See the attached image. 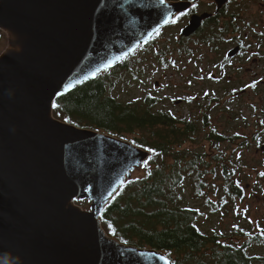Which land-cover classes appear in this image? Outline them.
<instances>
[{
  "label": "water",
  "instance_id": "water-1",
  "mask_svg": "<svg viewBox=\"0 0 264 264\" xmlns=\"http://www.w3.org/2000/svg\"><path fill=\"white\" fill-rule=\"evenodd\" d=\"M226 2L215 0L218 9ZM189 6L0 0V29L14 44L0 55V264H171L161 252L111 240L99 221L147 152L57 121L52 106L147 45ZM209 17L191 16L180 36ZM73 200L90 203V212L71 207Z\"/></svg>",
  "mask_w": 264,
  "mask_h": 264
},
{
  "label": "trees",
  "instance_id": "trees-1",
  "mask_svg": "<svg viewBox=\"0 0 264 264\" xmlns=\"http://www.w3.org/2000/svg\"><path fill=\"white\" fill-rule=\"evenodd\" d=\"M128 59L60 96L52 106L57 121L128 142L150 154L140 175L126 180L105 206L99 218L103 232L119 244L161 252L171 264H264V252H247L256 242L250 228L235 226L228 234H219L201 232L196 225L204 212L226 215L228 205L234 206L229 188L235 170L217 148L227 138L214 132L205 135L216 147L212 157L202 148L184 149L187 142H196L200 122L208 124L207 115L183 121L164 108L162 98L149 92L131 101L120 99L118 92L130 93L127 90L131 86L132 91L131 84L139 78ZM208 176L223 179L218 203L206 197L205 189L213 187ZM186 192L191 199H185ZM233 237L244 241L222 242Z\"/></svg>",
  "mask_w": 264,
  "mask_h": 264
},
{
  "label": "rangeland",
  "instance_id": "rangeland-1",
  "mask_svg": "<svg viewBox=\"0 0 264 264\" xmlns=\"http://www.w3.org/2000/svg\"><path fill=\"white\" fill-rule=\"evenodd\" d=\"M214 1L197 0L196 13L214 12L216 6ZM225 12L228 15H236L235 17H238L236 20H239V23L241 20H250L253 23L263 22L264 25V0H232ZM184 19L181 16L177 17L175 22L155 35L148 43V47L137 49L129 57L128 60L137 70L139 78L135 80L134 84H131L134 89L131 91L130 86L127 90L130 93L118 92V97L131 101L133 97L139 98L146 92L154 93L164 100V108L168 112L183 121L191 117L202 120L207 115L208 124L205 122L206 125H202L200 122L201 127L195 138L196 142H187L182 147L193 151L202 148L208 152V156L212 157L215 155L216 147L212 148L211 142H208L207 136H205L208 133L223 134L229 138L242 131L247 134L256 129L254 127L256 121L264 114V110H262L264 109V83L257 79L264 82V72L260 65L249 71L236 69V67H233V71L227 67L223 69L219 67V64L213 67V63L209 64L208 59L218 61L220 55L216 53L200 55L199 52L206 51V48L203 45L197 46L194 42H187L185 44L187 48L185 45L182 47L178 43L180 40L178 20ZM249 38L251 43H256L254 35ZM11 40V36L0 29V55L12 49L14 44ZM182 48L193 51L194 56L185 51L181 52ZM207 60L208 62H206ZM254 71L258 74L254 75ZM251 82H254V85L249 87ZM156 83L157 86H155ZM177 101L180 102L176 104ZM206 107L208 112H206ZM202 126L204 127L202 128ZM217 148L223 151L224 155L226 153L224 159L226 164L231 162L230 155L233 153L234 159H237L239 164L231 167L235 170L231 178L240 181L243 188L248 185L251 190L244 199H235L234 206L228 205V214L211 215L206 211L203 214L206 217H200L196 225L201 232L217 231L219 234H228L235 226L242 228L246 226L250 228L251 234H262L260 237L262 241L255 245L251 243L252 247L247 249V252L256 255L263 253L264 247H261L260 243L264 244V190L259 192L257 187L258 185L264 186V175H258L259 171L264 170V154L254 151V148L251 147L235 151L227 142H223ZM147 154L149 157L150 154ZM140 167L131 173L130 178L140 175ZM211 176H208V180L213 183V187L206 188L207 193L205 194L208 199H212V203H218L220 194L224 191L220 187L223 179L222 177L210 179ZM233 185L234 181H231L230 186ZM185 194L186 200L191 199L188 192ZM70 206L81 212H90V203L86 201L73 200L70 202ZM243 241L244 239L240 237H233L230 241L223 240L222 242L241 245Z\"/></svg>",
  "mask_w": 264,
  "mask_h": 264
},
{
  "label": "flooded vegetation",
  "instance_id": "flooded-vegetation-1",
  "mask_svg": "<svg viewBox=\"0 0 264 264\" xmlns=\"http://www.w3.org/2000/svg\"><path fill=\"white\" fill-rule=\"evenodd\" d=\"M180 2H187L190 4L189 9L186 12L181 13L179 16L184 17V20H178L180 26H178V34L180 37L181 32L188 26L190 18L193 15L200 16L203 13L197 14L195 11L196 1L193 0H179ZM195 2V3H194ZM215 3V1H214ZM232 3V0H227L225 5L218 9L215 3L214 12H206L210 15L209 18L201 20L199 28L188 37H180L178 43L183 47L187 42H194L197 46L203 45L206 51L199 54H204V56L209 54L220 55V59L214 61L215 59H208L209 64L213 63L212 66L219 64L220 68L227 67L229 70L233 71V67L236 69H246L247 71L253 69V67L261 66L264 72V25L261 23H253L250 20H236L238 17L236 15H228L225 10L227 6ZM177 16V17H179ZM182 19V18H181ZM263 21V20H262ZM177 22V21H176ZM254 35L256 41L255 44L251 43L250 36ZM225 46H227L225 48ZM187 48V45H185ZM225 48V49H224ZM181 52L185 51L189 55H193V51L187 49H180ZM194 56V55H193ZM208 60L206 62H208ZM254 75L258 73L253 72ZM214 78V77H213ZM258 81L264 83L261 79ZM254 85L251 82L249 87ZM244 92V90H241ZM180 102V101H179ZM264 110V109H262ZM256 129L252 132H240L238 134L231 135L229 138L225 139L233 150H242L246 148H254V151L264 154V114L262 118H259L254 126ZM226 158V153L224 155ZM231 162H227V166L235 167L239 164L237 159H234L233 153L230 155ZM237 168V167H236ZM264 170L258 172L259 176H263ZM234 181V185L230 186L229 194H231L234 199L242 200L245 198L251 187L248 185L243 188L240 185V181L235 178H231ZM238 181V182H235ZM257 190L262 192L264 186L258 185ZM262 234L258 233L254 235V239L259 243ZM248 242V241H247Z\"/></svg>",
  "mask_w": 264,
  "mask_h": 264
},
{
  "label": "snow or ice",
  "instance_id": "snow-or-ice-1",
  "mask_svg": "<svg viewBox=\"0 0 264 264\" xmlns=\"http://www.w3.org/2000/svg\"><path fill=\"white\" fill-rule=\"evenodd\" d=\"M160 3L163 4L164 3V0H160ZM171 22H175V21H171ZM150 151H151V149H150ZM262 175H264V173H262Z\"/></svg>",
  "mask_w": 264,
  "mask_h": 264
},
{
  "label": "bare ground",
  "instance_id": "bare-ground-1",
  "mask_svg": "<svg viewBox=\"0 0 264 264\" xmlns=\"http://www.w3.org/2000/svg\"><path fill=\"white\" fill-rule=\"evenodd\" d=\"M198 214V213H197Z\"/></svg>",
  "mask_w": 264,
  "mask_h": 264
}]
</instances>
